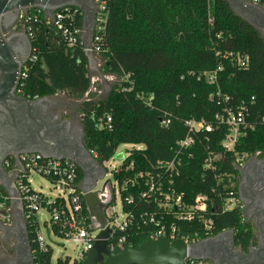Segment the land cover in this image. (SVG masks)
<instances>
[{"label": "trees", "instance_id": "obj_1", "mask_svg": "<svg viewBox=\"0 0 264 264\" xmlns=\"http://www.w3.org/2000/svg\"><path fill=\"white\" fill-rule=\"evenodd\" d=\"M104 2L108 15L98 33L96 55L100 71L115 77L104 97L91 90L80 38L68 46L37 8L27 10L31 20L26 34L35 59L25 65L20 94L34 98L63 91L78 99L83 145L101 165L119 144L140 146L132 147L112 170L115 179L127 181L120 201L122 211L132 215L128 226L114 233V243L124 236L127 245L137 247L157 228L148 220L153 216L166 226H181L199 240L231 229L234 242L245 248L252 240V226L243 221L239 207H223L230 194L239 199L238 162L255 154L264 157V37L226 0ZM82 18L77 10L69 29H80ZM235 54L247 56L244 67L236 64ZM209 73L214 74L213 81L207 79ZM225 107L244 110V123L231 149L222 145L229 126L215 117ZM191 118L204 119L210 130L193 132L192 143L181 149L178 142L187 133L184 121ZM163 119L169 120L167 125ZM171 160L173 169L158 164ZM75 172L78 185L83 174L77 165ZM140 172L152 176L158 187L144 197L140 192L148 190L149 178L137 177L130 183ZM199 195L205 208L194 210L191 221L175 216L195 205ZM127 196L130 202L125 201ZM177 197L179 205L174 204ZM162 203L170 204V209ZM24 221L29 239L34 240L35 259L48 264L51 249H38L35 217ZM52 227L58 233L57 225ZM67 262L66 256L63 264Z\"/></svg>", "mask_w": 264, "mask_h": 264}, {"label": "water", "instance_id": "obj_2", "mask_svg": "<svg viewBox=\"0 0 264 264\" xmlns=\"http://www.w3.org/2000/svg\"><path fill=\"white\" fill-rule=\"evenodd\" d=\"M226 1L237 16L257 28L264 37V9L251 5L243 0ZM67 6L76 7L82 12L81 40L84 47H89L96 9L93 0H0V117L5 120L4 129L0 131V138H2L5 146H7L9 135H11L10 138H13V141L23 137L24 139H32L44 145H51L53 147L56 145V140L53 137L45 135L47 125L52 124V120L38 117L36 120L41 122V124L37 125L38 129L28 130L21 122L18 123L15 118V115L19 114V111H15L9 107L13 101L20 105L23 104L27 108L26 112L29 117L31 119L34 118L32 112L34 111L35 101H28L24 97L12 95L14 89L18 87L21 68L28 61L32 51L31 43L26 32L16 30L15 24L22 10L37 8L42 10L46 16L51 17L56 10ZM24 48L28 50L25 56L22 52ZM84 52L87 60L91 61L94 54L89 50H85ZM17 53H19L20 57ZM46 97L43 96L41 99ZM62 124L67 129L73 127L79 135L77 147L67 146L70 149L67 155L48 153L43 150H23L19 153L33 152L41 154L44 158L68 159L81 169L83 176L79 184V189L83 195L85 209L92 221V228L98 231L96 240L86 252L81 264H184L186 257L202 260L201 257L194 254L197 246H202L208 240H217L224 233L233 235L231 229H226L218 232L214 236H209L190 244H186L179 239L167 241L164 238H148L142 241L137 247L122 244L121 247L115 246L113 249H109L107 244L110 229L106 226L108 220L105 216V209L112 202L113 190L107 179L103 181L100 188H95L97 181L103 178L105 168L97 163L89 151L85 149L82 142L83 130L79 120L74 119L71 121L70 119H64L62 120ZM5 152L4 150L0 154V159H2ZM237 169L239 174L238 196L243 204V221L246 222L247 219L245 218L249 204L247 202V196L245 195L246 182L258 170L260 172L264 170V157L257 158L256 154L251 155ZM91 170L92 172H90ZM0 184L12 198L16 196L17 193L10 176L5 173L0 174ZM13 204H16V208L13 207ZM10 207L11 220L16 222L15 225L21 224L25 226L21 202L11 199ZM261 225H264V217H261L259 222L257 221V217H255L253 227L257 229ZM4 226L6 225L0 222V228ZM47 232L48 230H46ZM250 251V245L246 251L241 250L245 256H248Z\"/></svg>", "mask_w": 264, "mask_h": 264}, {"label": "built area", "instance_id": "obj_3", "mask_svg": "<svg viewBox=\"0 0 264 264\" xmlns=\"http://www.w3.org/2000/svg\"><path fill=\"white\" fill-rule=\"evenodd\" d=\"M244 1L257 7H264V0ZM94 2L96 9L92 32H95L96 35L93 37L94 34H91L89 47H84L83 45V50H89L93 54H97L100 51V45L98 43L100 36L98 33L104 30L108 12L105 7L104 0H94ZM27 10L20 11L18 21L16 23V27L25 32L29 29L28 25L31 20V16L28 15ZM77 10L79 9L76 7L72 8L67 6L56 10L51 17L44 14L46 23L51 24L61 32L62 36L66 39L68 46L74 45L77 41V37H79L81 40L82 27L80 29L72 28V30H70L68 27V25H71ZM32 20L35 21L36 19L33 18ZM34 59L35 55H33L31 51L28 61ZM235 59L236 64L239 67H244L247 64V56L235 54ZM26 63L22 66L19 74L17 87L18 90L21 81L25 77L24 71ZM207 79L209 81H213L214 74H207ZM151 98L152 95H149L148 100ZM146 103L149 104L148 102ZM215 117L218 118V120L225 122L229 126V132L223 139L222 145L226 149H231L240 134L238 128L244 123V110L241 107H236V110H233L230 107H225L223 109V113L221 115H216ZM109 121L110 117L108 116L106 118V122ZM168 122V119L162 120L163 125H167ZM184 124L187 128V133L185 137L178 142V146L181 149L192 143L193 139L191 134L193 132L198 130H210V125L204 119L195 120L191 118L185 120ZM139 147L137 146L136 148ZM127 155L128 152L124 158ZM124 158L121 160V162L124 160ZM107 161L103 162L102 165L105 168V172V163ZM242 163L243 160L239 161L238 167L241 166ZM158 164L159 166H165L166 170L173 169L175 167L174 160L168 161L166 163L159 162ZM5 165L8 167L9 172L15 173V179L13 183L17 194L12 198L0 184V222L4 225H9L11 222V199L19 200L21 202L24 220L25 218H29L30 215H33L36 219V212L42 208L48 213V219L43 221L44 232L41 231L36 219L38 227L35 230V238L37 247L40 251L46 252L49 248L51 249V256L49 258L48 264H51V258L53 255V241L50 239L52 235L58 238L66 239L76 245V254L72 259L68 257L67 264H79L80 261L82 262L86 252L92 247L94 241L96 240L98 231L93 230L91 219L89 218L88 221L83 213V207L81 203V200H83V195L79 189L80 183H78V185L75 183L76 164L68 159H55L52 157L44 158L39 153L28 152L20 154L16 161L13 159L7 160ZM112 170L110 171V177L107 180L109 181L113 190V203L111 202L110 205L105 209V216L108 220L106 226L110 229L107 244L109 249H113L115 246L121 247L122 244H126L124 236L117 238L116 243L112 241V238L117 230L123 231L132 219L131 214L122 211V204L120 201V192L126 189L127 181L125 179H122L121 181L115 179L112 175ZM32 173L44 176L50 183L51 188L56 190L55 194L46 195L32 189L29 182ZM137 177H146V179L149 178L148 190L146 192L141 191V197L146 196L148 192L158 189V187H155L154 183L152 182V176H150L148 173H138L137 176L130 180V183L134 184V181ZM1 188L4 189L6 193L3 192ZM116 196H118L120 202V211L122 214L121 218H119V215L114 208ZM165 197L168 198V195ZM201 198L202 197L200 195L197 196L195 199V205L190 207L188 211L178 212L175 216L182 220L191 221L193 219L194 210H203L205 208ZM125 201L130 202L131 196H127ZM174 204L179 205V197L175 198ZM161 206L168 209L171 207L170 204L165 203H162ZM234 207H239L242 209L243 205L240 199H236L230 194V196L225 199L223 208L231 209ZM148 220L149 222L155 223L157 226L155 230L148 234L149 239L164 238L167 241L179 239L186 244H190L199 240L196 234L191 235L188 232L182 231L181 226H176L175 224H169L166 226L163 223H160V221L154 220L153 216L149 217ZM53 225H57L58 233H55L52 227ZM46 230H48L47 233ZM59 260L60 264H63L64 258L60 257L56 258L55 264H58ZM35 264L46 263L35 259ZM184 264L210 263L205 260L186 257L184 259Z\"/></svg>", "mask_w": 264, "mask_h": 264}, {"label": "flooded vegetation", "instance_id": "obj_4", "mask_svg": "<svg viewBox=\"0 0 264 264\" xmlns=\"http://www.w3.org/2000/svg\"><path fill=\"white\" fill-rule=\"evenodd\" d=\"M15 29L21 30L16 27V24ZM22 52L25 56L28 52L27 48H24ZM17 54L19 56V53ZM12 95L24 97L28 101H35L34 111L32 112L33 119L27 114L25 105L17 104L15 101L11 102L9 107L19 111V114L15 115L17 122L25 125L26 129L32 130L38 129L37 125L41 124L36 118H48L53 122L47 125L45 135L56 140V145L53 147L23 137L13 141V138L11 139V135H9L7 146H5L2 138H0V154L4 150L6 151L0 159V174L5 173L14 181L15 173L8 171V167L5 165L7 160L13 159L16 161L19 155L22 154L19 152L23 150H43L48 153L67 155L70 152L67 146L77 147L79 135L73 127L67 129L62 124L64 119H70L71 121L76 119L74 114L77 110L76 104L74 105L66 98L67 94L65 92L60 91L41 99L42 97H25L16 88ZM4 126L5 120L0 117V131L4 129ZM252 178H248L245 188V195L247 196V202H249L245 219H247L246 223H250L252 226L253 232V241L251 240L249 244L251 246L249 255L245 256L241 252V250L246 251L249 245L244 248L234 242L233 235L224 233L219 239L208 240L202 246L196 247L194 254L201 257L202 260L210 264H264V225L257 229L253 227L255 217H257L258 222L261 217H264V170L262 172L258 170ZM34 249V240L29 239L25 226L21 224L17 226L6 225L0 228V264H35Z\"/></svg>", "mask_w": 264, "mask_h": 264}, {"label": "rangeland", "instance_id": "obj_5", "mask_svg": "<svg viewBox=\"0 0 264 264\" xmlns=\"http://www.w3.org/2000/svg\"><path fill=\"white\" fill-rule=\"evenodd\" d=\"M96 59H97V62L94 64V66H91L88 69V75H89L90 82H91V90L96 93L97 97L102 98L109 90L110 83H112L115 80V77L111 75L103 74L100 71L99 59L98 58ZM66 98H68L69 101H71L74 105L76 104L75 106L78 105V101H79L78 99L71 98L68 95L66 96ZM74 116L76 117L77 120H79V116L77 113H75ZM66 117H70V116H66ZM132 147H136V145H133L130 143H122L117 146L112 158H110L105 163V167H106L105 175L103 176L102 179H99L97 181L95 188H100L102 186L103 181L110 177L109 175L110 171L116 168L120 164L121 160L124 158L126 153L132 149ZM29 182H30V186L32 187V189H34L35 191H39L43 194L54 195L56 192L54 188H51L50 183L44 176L32 173V175L30 176ZM114 208H115V211L118 213L119 218H121L122 214L120 211V202H119L118 196H116L115 198ZM36 219H37V222L39 224L41 231L44 232L43 221L48 219V213L46 212V210L40 208L36 212ZM15 223L16 222H13L11 220L8 226H14ZM15 226H17V224ZM50 239L53 241L52 243L53 255L51 258V264H55V260L58 257L65 258L67 256L70 259L74 258L76 254V250H77V247L74 243L66 239H63V238H58L53 235L51 236Z\"/></svg>", "mask_w": 264, "mask_h": 264}, {"label": "crops", "instance_id": "obj_6", "mask_svg": "<svg viewBox=\"0 0 264 264\" xmlns=\"http://www.w3.org/2000/svg\"><path fill=\"white\" fill-rule=\"evenodd\" d=\"M261 9H264V7H261ZM96 58H98V57H97L96 54H94V55H93V59L95 60V63L97 62V59H96ZM93 59H92V60H93ZM92 60H91V61H88V60H87V68H88V69H89L91 66H94V60H93V61H92ZM101 87H102V86H101ZM137 146H138V145H136V147H137ZM138 147H139V146H138ZM257 158H260V157L257 156ZM244 162H245V160L243 161V163H244ZM243 163H242V164H243ZM13 207L16 208V204H13Z\"/></svg>", "mask_w": 264, "mask_h": 264}]
</instances>
